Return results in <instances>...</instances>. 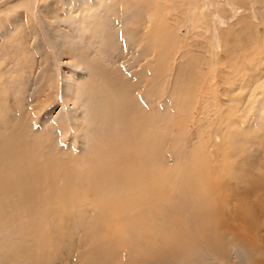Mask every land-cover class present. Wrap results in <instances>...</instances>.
<instances>
[{
  "label": "rangeland",
  "instance_id": "1",
  "mask_svg": "<svg viewBox=\"0 0 264 264\" xmlns=\"http://www.w3.org/2000/svg\"><path fill=\"white\" fill-rule=\"evenodd\" d=\"M140 110L157 123L153 147L139 135L157 181L209 183L208 213L175 198L150 221L168 233L128 210L120 230L104 218ZM57 194L72 215L50 207ZM88 262L264 264V0H0V264Z\"/></svg>",
  "mask_w": 264,
  "mask_h": 264
},
{
  "label": "bare ground",
  "instance_id": "2",
  "mask_svg": "<svg viewBox=\"0 0 264 264\" xmlns=\"http://www.w3.org/2000/svg\"><path fill=\"white\" fill-rule=\"evenodd\" d=\"M47 1V0H46ZM141 38V37H140ZM125 78V77H124ZM126 82H128L126 79H125ZM124 84V83H122ZM129 84V83H128ZM119 86L120 88V85L116 83V86ZM136 86V84H135ZM119 88H115L114 90H117ZM112 89V88H111ZM107 91V90H106ZM121 92V91H120ZM123 93H125V90H123ZM68 96V95H67ZM125 97V96H124ZM109 98V97H108ZM127 99V98H126ZM114 101V100H113ZM118 101V100H117ZM125 102V101H124ZM106 103V101H105ZM123 103V102H122ZM126 107L127 104L125 105ZM121 108V106H118ZM123 107V106H122ZM117 108V107H116ZM118 108V109H120ZM115 109V108H114ZM123 109V108H122ZM124 110H126V108H124ZM128 111V110H127ZM141 111V120L137 119L136 121L134 120V125L135 128H133L134 130H132V132H128L129 128H127L126 132H125V135H124V138H127L128 139V142L125 144V145H122L123 148H119L118 151L115 153V159L114 160V165L111 167H109L107 169V172H108V176H111V177H114L115 175H117L118 177L120 176V173H117L120 171L121 169V172H122V179L121 177L119 178V180H117L119 182V187L116 186V183L114 182V187L113 189L111 190V197L113 196L112 200L109 202V205H108V208H107V215L108 217H104L106 219V223L107 224H110L111 226L114 225V227H117L119 228L120 230V225H119V220L117 221V223H115V221L113 222L114 219H116V216H118L119 213H123V212H127L130 211V213H128L130 215V218L132 219H139L141 221H143V225L141 224V227L143 229H140L141 231L142 230H146V228L149 227V229H151V232L154 233L152 230L155 229V228H159L160 227H167L166 224H160V221L162 219V216L165 215L167 216L168 214L166 213H173L174 212V209L173 207H170L169 205L171 204V200L172 199H175V198H178L181 200L182 204L180 205H186V204H189V205H194L196 203L197 206L199 207H203L204 211H206V213L209 212V210H207V205H208V202H210L205 196L202 197L200 196V192H201V185L203 186H209V183H207L206 181L205 182H194V180H187L186 182H171L169 180H167V182L169 183L168 185L163 186V184L159 181H157L159 178L158 175L159 174V171H157L155 173V171L157 170V167L155 165H153V163H155V158H153L152 156H156L155 152L153 150H151V147L154 146V143H153V140H157L158 139V132H156V120H154L152 117H149L151 115H146L142 110ZM125 113V112H124ZM123 113V114H124ZM127 114V112H126ZM121 115V114H120ZM140 115V114H139ZM127 116V115H126ZM131 116V115H130ZM72 118V120H77L76 118V114H72V116H70ZM114 117V116H113ZM62 120L65 118L63 116L60 117ZM112 118V117H111ZM118 118V116H117ZM122 118H129V117H125L123 115ZM134 118V117H132ZM136 118V117H135ZM151 118V119H150ZM150 119V120H149ZM118 120H120L118 118ZM127 120V119H126ZM130 120V119H129ZM77 124V123H76ZM70 127V126H69ZM132 127V125H131ZM130 127V129H131ZM74 129V127H73ZM65 130V129H64ZM144 130V132L146 131L148 134V140L150 141V144H153L152 146L150 144L147 143V145H149L148 149H150V153L148 150H144L143 149V146H144V143L146 142H141V140L139 139V135H141V131ZM75 131L80 133V129H79V126H77L75 128ZM67 133V131H65ZM124 132V131H123ZM160 134V133H159ZM151 146V147H150ZM132 147H136L137 148V152H132ZM126 152H129V156L132 154L135 153V158H130L128 160H126V158L124 157H128V155L124 156L123 154L126 153ZM143 153V154H142ZM17 155V154H16ZM18 156H19V153H18ZM104 156V155H103ZM91 157V156H89ZM147 157H152V158H147ZM30 158V157H29ZM95 158L92 159L93 161V165L94 167H96V163H95ZM16 160V159H15ZM52 161V160H51ZM50 161V162H51ZM18 162V161H17ZM12 163V162H11ZM33 163V161H32ZM113 163V162H112ZM56 164H59L57 163L56 161ZM14 165V164H12ZM29 165V164H28ZM64 166V169L67 171L66 173L68 175H76L78 179H80L83 174L85 176H90L91 175V172H92V169L90 172L87 171V169H84L83 167L81 166H78L76 167V169H71L69 166H65L64 164H62ZM86 165V164H85ZM147 165V166H145ZM31 166V165H29ZM17 167V166H16ZM51 167V166H50ZM20 168V167H18ZM49 168V166H48ZM140 168H142L140 170ZM23 169V168H22ZM81 169V170H80ZM159 169V168H158ZM194 169V168H193ZM19 170V169H18ZM20 171V170H19ZM51 171V170H50ZM59 171V170H58ZM127 173L124 175L123 173L126 172ZM191 171H193L191 169ZM42 172V171H41ZM48 172V171H47ZM57 172V171H55ZM161 172H162V168H161ZM51 173V172H50ZM35 174V177H36V173ZM57 174V173H56ZM96 174H98V172H96ZM156 174V175H155ZM163 174V173H162ZM188 174V173H187ZM194 174V173H193ZM192 174V175H193ZM44 175V174H43ZM156 176L157 178L154 179V182H153V176ZM181 175V174H180ZM40 176V175H39ZM53 176V174H52ZM150 176V179H148V184L146 185L145 181H146V178ZM154 176V177H155ZM164 176V175H163ZM48 178V176H46ZM25 178V177H24ZM162 178V177H161ZM160 178V179H161ZM33 180V179H32ZM36 180V178H35ZM43 180V179H42ZM42 180L40 181H37L35 183H31L32 186H34L36 183L38 182H43ZM204 180V179H203ZM210 180V179H209ZM29 181V180H28ZM166 181V180H165ZM194 182L193 184L191 182ZM212 181V180H211ZM33 182V181H32ZM45 182V180H44ZM52 183V182H51ZM201 183V184H200ZM39 184V183H38ZM187 184V185H186ZM22 185V184H21ZM51 186H53L52 184H50ZM218 185V184H217ZM29 187V186H28ZM44 187V186H43ZM6 188V187H5ZM203 188V187H202ZM207 188V187H206ZM36 189V188H35ZM46 189V188H45ZM234 189V188H233ZM31 190V189H30ZM48 190V189H47ZM46 190V191H47ZM87 188H84L82 191H80V197L82 198H86L89 193L88 191H86ZM203 190L206 192L207 189L203 188ZM39 191V189H38ZM60 192V191H59ZM26 193V192H25ZM61 193V192H60ZM63 193V191H62ZM190 195H194L193 196V201L191 202V200H188V201H182V199H185L187 197H189ZM203 195V194H202ZM61 196V201H58V194L56 195V199H52L48 202L50 204V207H53L54 208V205H56V209L58 211V209L62 211H64L65 213H67V216H70L72 215L71 214V206H69V201L70 199H67L69 196H67V198H65V195L63 196L62 195H59V198ZM63 196V197H62ZM46 199V198H45ZM67 199V200H66ZM84 200V199H83ZM80 201V200H79ZM147 201V202H146ZM152 204L154 206V209H155V212L154 213H149L151 211V208L148 209V211L146 210V208L148 207L145 206V204ZM72 204V203H71ZM81 204V202H80ZM83 204V203H82ZM108 203H106L107 205ZM179 204V203H178ZM74 206V205H73ZM90 206V205H89ZM192 207V206H191ZM225 207V206H224ZM223 207V209H224ZM227 207V205H226ZM40 208V207H39ZM183 208V207H182ZM194 208V207H193ZM80 208H78L77 210H79ZM154 209L151 211L153 212ZM185 209V208H184ZM195 209V208H194ZM216 209V208H215ZM227 209V208H226ZM235 209V208H234ZM45 210V209H44ZM191 210V209H190ZM196 210V209H195ZM81 211H83V208L80 209V214H81ZM193 211V210H192ZM200 211V210H199ZM221 210H217V212H220ZM225 211V210H224ZM46 212V211H45ZM76 212V211H75ZM186 212V211H185ZM222 214H226V213H223V211H221ZM230 212V211H229ZM237 212V210L235 211ZM234 212V213H235ZM248 212V210H247ZM204 212V214H206ZM233 213V211L231 212ZM233 213V214H234ZM46 214V213H45ZM124 214V213H123ZM197 214V212H196ZM199 214V212H198ZM236 214V213H235ZM242 214V212H241ZM246 214V213H245ZM119 215H122V214H119ZM125 215V214H124ZM228 215V214H227ZM48 216V215H47ZM128 216V215H127ZM164 216V217H165ZM194 216V215H193ZM119 217V216H118ZM124 217V216H123ZM134 217V218H133ZM152 217V218H151ZM171 217H174L173 215ZM188 217V216H187ZM45 218V217H43ZM63 218V217H62ZM100 219L101 221L104 219ZM128 218V217H127ZM156 219L158 221L159 219V223L158 222H155V221H152L150 222L152 219ZM176 218L177 215H176ZM64 219V218H63ZM121 219V218H120ZM167 219V218H166ZM199 219V218H198ZM240 219V218H238ZM99 219H97V221L100 222ZM130 220V219H129ZM171 220V219H170ZM234 220V219H233ZM176 221V220H175ZM179 221V220H177ZM189 221V220H188ZM67 222V221H66ZM218 224H223L222 226H226L228 223L226 222V220L224 219H221L220 217L218 218ZM234 222V221H233ZM175 223V222H174ZM173 223V224H174ZM191 223V222H190ZM106 224V225H107ZM122 224V223H120ZM129 224V223H128ZM127 224V225H128ZM245 224L248 225L249 224V221L247 219H245ZM105 225V226H106ZM132 225V224H131ZM192 225V224H191ZM236 225V224H235ZM135 226V225H134ZM137 226V225H136ZM139 226V225H138ZM137 226V227H138ZM229 226L230 228V225L228 224L227 227ZM51 227V226H50ZM108 227V225H107ZM128 227V226H127ZM136 227V229H137ZM140 227V228H141ZM152 227V228H150ZM154 227V228H153ZM170 227V226H169ZM174 227V226H173ZM178 227V226H177ZM189 227V226H188ZM139 228V227H138ZM110 229V228H109ZM122 229H123V225H122ZM170 229H172L170 227ZM181 228L179 227V230ZM114 230V229H113ZM113 230H112V233L110 231V233L113 235ZM129 230V229H128ZM161 230V229H160ZM163 230V229H162ZM158 231V232H165V233H168V230H163V231ZM173 230V229H172ZM178 230V228L176 229ZM183 230V229H182ZM115 231V230H114ZM167 231V232H166ZM170 231V230H169ZM147 233H149L150 231H146ZM145 232V233H146ZM152 233H149V236L150 234ZM156 233H157V230H156ZM160 233V234H161ZM175 233V232H174ZM159 234V233H158ZM159 234V235H160ZM171 235V240L167 241L166 243L164 242L163 245H165V247H162L163 249H168L169 247H166L168 244L171 245V249L172 251H174L176 249V247H178V244L176 243L175 239H174V235H172V233L170 232L169 233ZM144 237V235H142ZM175 237H177L175 235ZM234 237V236H233ZM103 240V239H102ZM172 241V242H171ZM95 242V241H94ZM119 242V241H118ZM105 243V242H104ZM96 245V244H95ZM97 247V246H96ZM149 247V246H148ZM151 248V247H150ZM154 248V247H153ZM159 249H161V247H158ZM161 249V250H163ZM106 250V249H105ZM112 250V249H111ZM152 250H155V249H152ZM102 251V250H101ZM108 252V254H110V250H106ZM166 251V250H165ZM103 252V251H102ZM171 252V251H170ZM113 252H111L112 254ZM101 257V256H100ZM87 260V259H86ZM91 260V259H90ZM89 261V260H88ZM89 263V262H88ZM92 263V262H91ZM90 264V263H89Z\"/></svg>",
  "mask_w": 264,
  "mask_h": 264
}]
</instances>
